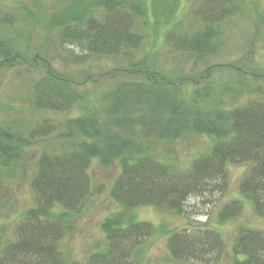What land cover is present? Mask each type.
Here are the masks:
<instances>
[{
	"label": "trees",
	"instance_id": "16d2710c",
	"mask_svg": "<svg viewBox=\"0 0 264 264\" xmlns=\"http://www.w3.org/2000/svg\"><path fill=\"white\" fill-rule=\"evenodd\" d=\"M244 2L198 0L196 27L190 29L177 15L176 27L164 31L166 45L195 64L214 56L223 26ZM143 3L71 0L49 24L60 44L81 51L76 62L110 65L106 77L115 84L98 94L96 105L88 101L89 71L77 80L44 58L33 55L28 60L14 53L4 33L10 21L0 13V74L22 66L40 70L29 83L27 106L13 108L16 117L0 122L1 205L11 204L13 196L6 195L11 187L28 184L30 194L26 210L6 215L13 226L6 238L0 235V264H142V248L157 227L139 220L136 209L149 206L179 215L190 195H223L229 188L228 165L233 164H244L246 170L235 195L218 210L215 225L170 230L164 263H218L225 250L222 226L237 220L247 205L264 220V72L227 66L240 79L237 92L247 96L245 103L231 105L225 98L228 87L218 90L213 81L199 86L184 74L155 70L148 60L136 57L149 26ZM22 13L29 16L25 8ZM218 72L219 66L211 65L198 72L199 79L209 81ZM75 108L76 116L54 117ZM190 134L204 135L210 142L189 164L174 163L159 148ZM50 137L56 138L55 146H50ZM38 143L44 149L27 158L26 149ZM94 161L101 169H116L110 185L92 176ZM105 194L111 205L98 223L103 243L86 260L67 262L63 239L81 212ZM231 233L230 264H264V227L235 223Z\"/></svg>",
	"mask_w": 264,
	"mask_h": 264
},
{
	"label": "rangeland",
	"instance_id": "374dc122",
	"mask_svg": "<svg viewBox=\"0 0 264 264\" xmlns=\"http://www.w3.org/2000/svg\"><path fill=\"white\" fill-rule=\"evenodd\" d=\"M71 0H0V13L6 17L10 24L5 27L4 33L9 36L12 50L28 60L35 55L47 60L53 67L66 73L77 80H83L81 75L89 71L87 84V96L89 104H98V94L105 88L115 84V80L106 77L110 65L103 61L81 64L75 58L81 56V51L68 44L58 42V34L49 30V24L65 5ZM145 14L149 21V26L144 29L145 39L136 57H143L148 60L149 65L159 71L170 74H184L192 77L199 86L207 85L213 81L214 87L223 90L226 87L230 92L225 95L227 103L243 104L247 101V96L237 92L240 85L238 75L229 72V65L239 66L238 72L246 67H254L258 71L264 72V0H245L244 7L233 16L225 26L221 37L220 47L214 56L201 62L187 59L186 56L175 53L166 45L164 31L176 24L177 15L183 17L189 28L197 25L195 17V7L198 0H143ZM67 3V4H66ZM2 7V8H1ZM22 8L29 11V16L25 17ZM167 17V21L165 16ZM143 20V19H142ZM142 20L138 25H142ZM12 23V24H11ZM174 26L173 28H175ZM146 28V27H145ZM164 40V41H163ZM133 57V55H131ZM211 65L219 66L221 72L204 80L198 72L204 71ZM25 66L19 69L5 70L0 74V122L16 117L13 108L23 110L28 102L26 99L29 92V83L38 77L40 70ZM26 71H30L26 74ZM235 71V70H234ZM188 72L192 75L190 76ZM237 72V71H235ZM190 79V78H189ZM188 88H192L191 81H188ZM217 91L212 92L211 99ZM79 114L75 108L69 114L54 115L55 118L64 119ZM28 115H32L28 113ZM34 118V116H33ZM210 140L206 136L190 134L177 141L162 143L159 148L165 155H168L174 162L189 164L193 158L207 147ZM50 146H55L57 140L50 137ZM43 143L35 144L26 149L27 158L36 157L44 149ZM162 147V148H161ZM25 152V154H26ZM116 169H101L94 161L90 172L94 178L110 180L113 178ZM246 170V165H228L229 188L225 194L213 193L203 199L189 196L183 205L179 215L156 210L153 207L141 206L136 209V216L139 220L147 221L157 227L146 245L142 248L144 256L142 264H168L164 263L167 257V237L168 232L173 228L186 227L188 224L205 225L211 227L216 223L218 210L222 205L231 200L235 195L238 180ZM222 182H219V186ZM7 196H13L11 204L2 206L0 201V235L6 238L13 226L10 218L14 213L21 214L30 206V194L28 184L25 186L11 187ZM4 198V192H0V200ZM107 194L95 199L93 203L85 208L80 216L73 223L74 230L63 239L61 250L67 262L75 261L80 263L88 258L91 251L98 244L103 243V234L98 226L101 219L110 212V205L106 200ZM101 202L103 204L101 205ZM2 206V207H1ZM241 223L251 227H264V220L256 218L252 214L251 207L247 205L245 211L234 220L222 226V234L225 242L224 253L218 263L230 264L229 254L232 242L231 231L233 224ZM231 233V234H230ZM211 258L207 257V260ZM213 260H211L212 262ZM207 262V261H206Z\"/></svg>",
	"mask_w": 264,
	"mask_h": 264
}]
</instances>
